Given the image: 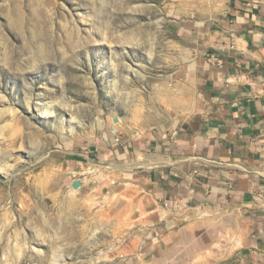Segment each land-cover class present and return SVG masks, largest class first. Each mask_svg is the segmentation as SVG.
Here are the masks:
<instances>
[{"label":"rangeland","instance_id":"374dc122","mask_svg":"<svg viewBox=\"0 0 264 264\" xmlns=\"http://www.w3.org/2000/svg\"><path fill=\"white\" fill-rule=\"evenodd\" d=\"M235 5L264 20V0H0V264H229L136 177L187 130Z\"/></svg>","mask_w":264,"mask_h":264},{"label":"crops","instance_id":"0c3cea01","mask_svg":"<svg viewBox=\"0 0 264 264\" xmlns=\"http://www.w3.org/2000/svg\"><path fill=\"white\" fill-rule=\"evenodd\" d=\"M234 9L187 130L160 156L165 166L136 180L206 247L225 248L223 262L264 264V20L237 21Z\"/></svg>","mask_w":264,"mask_h":264},{"label":"water","instance_id":"95a60500","mask_svg":"<svg viewBox=\"0 0 264 264\" xmlns=\"http://www.w3.org/2000/svg\"><path fill=\"white\" fill-rule=\"evenodd\" d=\"M114 122L115 123H118L119 122V119L118 118H116L115 120H114ZM73 189H79L81 186H82V183L80 182V181H77V182H75L73 185Z\"/></svg>","mask_w":264,"mask_h":264}]
</instances>
